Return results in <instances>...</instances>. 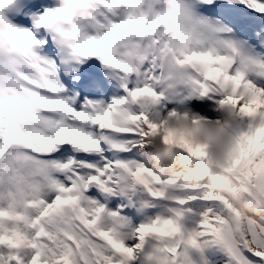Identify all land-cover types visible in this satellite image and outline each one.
<instances>
[{
	"label": "snow or ice",
	"instance_id": "6c2138e0",
	"mask_svg": "<svg viewBox=\"0 0 264 264\" xmlns=\"http://www.w3.org/2000/svg\"><path fill=\"white\" fill-rule=\"evenodd\" d=\"M0 264H264V0H0Z\"/></svg>",
	"mask_w": 264,
	"mask_h": 264
},
{
	"label": "clouds",
	"instance_id": "9594fccd",
	"mask_svg": "<svg viewBox=\"0 0 264 264\" xmlns=\"http://www.w3.org/2000/svg\"><path fill=\"white\" fill-rule=\"evenodd\" d=\"M170 138L176 142L194 138L197 143L209 145L213 149L220 147L224 138L221 125L209 122L193 124L185 118H173L166 125Z\"/></svg>",
	"mask_w": 264,
	"mask_h": 264
},
{
	"label": "rangeland",
	"instance_id": "374dc122",
	"mask_svg": "<svg viewBox=\"0 0 264 264\" xmlns=\"http://www.w3.org/2000/svg\"><path fill=\"white\" fill-rule=\"evenodd\" d=\"M119 93V91H118ZM113 94H107L106 96L102 97V100L107 104L111 101ZM186 107V106H185ZM189 109V108H188ZM193 113L203 116L209 120H215L219 117V114L215 111L214 103L209 106H204L200 109L191 110Z\"/></svg>",
	"mask_w": 264,
	"mask_h": 264
},
{
	"label": "bare ground",
	"instance_id": "6f19581e",
	"mask_svg": "<svg viewBox=\"0 0 264 264\" xmlns=\"http://www.w3.org/2000/svg\"><path fill=\"white\" fill-rule=\"evenodd\" d=\"M104 82L105 83H109L108 85V89L109 91L113 94V93H116V90L114 89V85H115V81H109V79L107 78H104ZM91 99H94V100H101L102 98L99 99L98 95L96 94L95 96H93Z\"/></svg>",
	"mask_w": 264,
	"mask_h": 264
}]
</instances>
